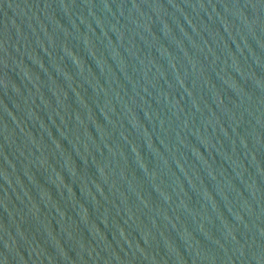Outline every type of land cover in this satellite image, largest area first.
<instances>
[{"label":"water","instance_id":"obj_1","mask_svg":"<svg viewBox=\"0 0 264 264\" xmlns=\"http://www.w3.org/2000/svg\"><path fill=\"white\" fill-rule=\"evenodd\" d=\"M0 264H264V0H0Z\"/></svg>","mask_w":264,"mask_h":264}]
</instances>
